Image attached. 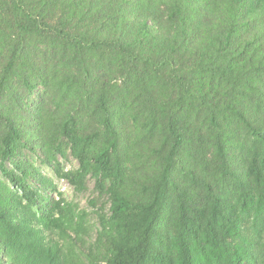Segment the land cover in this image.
I'll return each mask as SVG.
<instances>
[{
	"label": "trees",
	"instance_id": "16d2710c",
	"mask_svg": "<svg viewBox=\"0 0 264 264\" xmlns=\"http://www.w3.org/2000/svg\"><path fill=\"white\" fill-rule=\"evenodd\" d=\"M62 138L109 197L87 252L16 160ZM0 257L264 264V0H0Z\"/></svg>",
	"mask_w": 264,
	"mask_h": 264
},
{
	"label": "rangeland",
	"instance_id": "374dc122",
	"mask_svg": "<svg viewBox=\"0 0 264 264\" xmlns=\"http://www.w3.org/2000/svg\"><path fill=\"white\" fill-rule=\"evenodd\" d=\"M52 12L53 18H49V20L51 23H54L59 16V12L57 10ZM91 54L92 57H97L96 52H92ZM61 60L65 62L64 57ZM11 82L19 91L22 92V88L25 89L16 79L13 78ZM39 91L40 89L34 90L31 94L32 96L30 95L31 98L34 99V96L36 97ZM53 142L61 147L62 153L55 151L44 153L40 150L33 152L28 148L22 150L16 160L24 159L31 163L35 170L47 180L46 183L41 184L35 181V178H26L24 180L25 184L30 189L39 193L40 198L47 199L51 203L49 206H52V203L55 202H62L63 209L68 212V217L72 216L75 222L83 226V239L85 243L82 250H86L87 252L86 248L97 237L99 216L109 214V197L105 190L101 192L95 188V182L89 175L82 179L81 184L78 185H72L67 180L58 178L54 169L60 170L63 173L76 174L78 172V162L72 156L70 145L66 139L62 138ZM5 166L8 169L13 168L12 163H6ZM108 183V180H106V187ZM40 205L41 203L34 209L38 210ZM0 258L3 260L2 257Z\"/></svg>",
	"mask_w": 264,
	"mask_h": 264
}]
</instances>
